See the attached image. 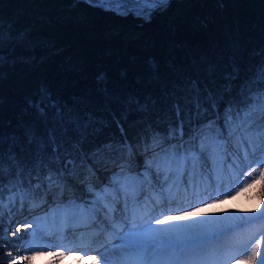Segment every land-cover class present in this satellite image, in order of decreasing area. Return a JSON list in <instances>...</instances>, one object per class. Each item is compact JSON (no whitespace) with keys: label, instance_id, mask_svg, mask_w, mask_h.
<instances>
[{"label":"snow or ice","instance_id":"6c2138e0","mask_svg":"<svg viewBox=\"0 0 264 264\" xmlns=\"http://www.w3.org/2000/svg\"><path fill=\"white\" fill-rule=\"evenodd\" d=\"M87 3L108 6L121 16L131 14L150 20L155 13L168 6L169 0H87ZM17 46L31 47L27 31L13 34L11 27L6 28L0 20V68L9 63V56ZM249 56L255 63L249 64L247 71L250 75L245 79H241L240 66L232 59L226 66L231 70L223 72L221 79L224 82L220 84L216 79L217 66L208 63L205 68L207 81L189 77L182 83L163 88L160 96L149 94L141 99L129 95L121 100L103 87L105 111L111 123L104 116L81 111L77 107L79 98L72 105L54 98L48 87L42 84L34 98L26 99V108L22 110L23 115L33 117L30 121L20 119L15 131H8L9 121H0V191L4 187L3 178L7 177L13 190V204L16 194H19L21 206L28 200L32 201V206L47 203V197L51 195L54 211L60 208L68 210L66 219H75L77 212L92 220L101 214L111 219L119 211L121 200L125 209L130 200L135 207L138 194L145 186L152 191L156 203L162 204L163 185L167 184L170 201L173 189L178 191L185 177L191 183L205 176L210 163L211 171L218 178L226 172L230 174V179L235 180V187L240 189L237 195L250 194L249 199L264 202V167H260L264 165V45L254 48ZM20 59L30 61L29 57ZM4 75L6 73L0 72V76ZM98 80L104 83L106 76L101 74ZM108 103L122 105L119 116L107 107ZM158 104L165 106L162 111L157 109ZM133 112L142 115L130 126L142 124L143 128L133 140H129L124 125ZM154 112L159 113L155 120L151 119ZM112 124L119 131V137L110 134V139L86 152L84 145L92 142L89 138L94 139ZM138 155L144 156L141 171H136L140 168L136 161ZM245 166L250 169L246 177H252V180L249 182L245 178L241 187L238 177ZM100 168H115V171H111L105 181L98 174ZM70 179L80 184L88 195H78L80 189L70 184ZM230 191L229 188L224 193L226 198ZM216 202L223 201L217 197ZM185 215H181L180 219L183 220ZM164 219L167 220V216ZM132 220L135 223V215ZM249 221H264V212L247 218L246 222ZM219 223L197 221L186 228L175 227L186 224H177L160 229V232L149 228L139 231L130 229L128 232L136 233L137 238L121 241L128 252L127 264H148L146 257L150 249L157 243L164 244L166 239H178L184 245L199 243V240L184 238L211 231L212 226ZM34 224L30 222L22 227L33 228L30 243L38 244L39 224L35 227ZM122 227L113 222V228L122 231ZM20 230L18 227L13 236ZM262 244L264 238L244 243L242 258L236 264H257V261L264 264ZM29 250L33 253L31 256L19 259L34 261L43 251L39 248ZM100 257V261H95V257H90V260L95 264H108L105 253H100ZM12 264L17 262L14 260ZM175 264H180L179 256L175 258Z\"/></svg>","mask_w":264,"mask_h":264},{"label":"trees","instance_id":"16d2710c","mask_svg":"<svg viewBox=\"0 0 264 264\" xmlns=\"http://www.w3.org/2000/svg\"><path fill=\"white\" fill-rule=\"evenodd\" d=\"M0 20L13 34L27 31L31 41V47L17 46L9 63L0 68L6 73L0 76V121L10 122L8 131L17 130L20 119L33 118L22 110L42 84L54 98L69 105L79 98L81 111L104 116L111 123L103 87L121 100L129 95L141 99L149 94L160 96L163 88L189 77L207 81L208 63L217 66L220 84L223 72L231 70L226 66L232 59L245 79L250 75L249 64L255 63L249 53L264 45V0H169L150 20L121 16L87 0H0ZM101 74L106 76L104 83L98 80ZM107 107L117 116L123 110L119 103ZM164 107L157 105L160 111ZM158 114L154 112L151 119ZM141 115L128 116L124 126L129 140L143 128L142 124L130 126ZM110 134L119 137L114 124L94 139L90 137L85 151L106 142ZM2 182L0 198L5 203L13 190L7 177ZM18 196L11 209L20 202ZM0 213V264H10L3 209Z\"/></svg>","mask_w":264,"mask_h":264},{"label":"bare ground","instance_id":"6f19581e","mask_svg":"<svg viewBox=\"0 0 264 264\" xmlns=\"http://www.w3.org/2000/svg\"><path fill=\"white\" fill-rule=\"evenodd\" d=\"M208 168L209 171L205 173V176L198 177L191 183L185 177L184 182L179 185L178 191L173 189V198L170 201L167 194L168 185L164 184L165 192L162 204L156 203L152 191L145 186L144 190L138 194L135 207L130 200L128 208L125 209L124 201L121 200L118 205L119 211L114 213L111 219L105 218L101 214L92 220L79 212L75 214V219H66L65 214L61 219L48 218L44 209L52 202V197L47 203L41 205L38 203L32 208L30 207L33 213L43 212V217L36 222L39 224L37 235L39 243L32 244L34 248L43 249L37 256L39 263L95 264L90 260V257H95V261H100L99 251L102 248L98 247L105 241H109L107 243L114 242L111 249L106 250L107 253L105 252L106 257L114 255L109 259L110 264H127L128 252L122 247L121 241L137 238L136 233L128 232L130 229L139 231L149 228L153 232H160V229L172 228L177 224H186L175 226L186 228L187 225L197 221H220L219 224L212 226L213 230L211 231L196 233L184 238L196 239L201 242L184 245L178 239H166L164 244L157 243L152 247L146 259L148 264H175L177 256L180 258V264H236L237 260L242 258L240 252L243 250L244 243L254 241L256 237L257 239L263 238V230L260 232L257 229L258 221L246 222L247 218L259 215L261 210L254 203L242 204L238 199L220 200L226 190L222 188L215 190L212 186L219 183L225 185L226 182L229 180L231 182L233 179H230V175L227 173H225L227 177L224 175L218 178L211 171L210 163ZM100 177L102 179V175ZM231 191V194L235 193L234 190ZM145 197H149V199L146 200ZM188 197L194 200H188ZM217 197L219 201L223 202L214 203ZM248 209L252 211H246ZM26 211L27 209L21 210L19 216H29ZM133 215H135V223L132 220ZM181 215H185L183 220L180 219ZM165 216H167V220L164 219ZM231 217H241L242 219H225ZM114 221L123 226L122 231L119 228H113ZM108 229L116 231L115 238H111L114 234H110ZM124 232L125 235H122ZM65 246L73 248V253L81 251L80 256H66V254L60 253L58 249H66ZM175 247L179 248L178 251H173ZM63 252L67 253L66 250ZM262 252H264V244H262Z\"/></svg>","mask_w":264,"mask_h":264},{"label":"rangeland","instance_id":"374dc122","mask_svg":"<svg viewBox=\"0 0 264 264\" xmlns=\"http://www.w3.org/2000/svg\"><path fill=\"white\" fill-rule=\"evenodd\" d=\"M101 7L109 8L108 6H101ZM136 160L138 161L137 163L140 166V168H138L137 171L142 170L143 164H144V156L143 155H138L136 157ZM253 166H255V165H253ZM260 167H261V165H260ZM248 170H250V169L247 166H245L244 171L241 172L239 177H238L241 187L243 186V182H244L245 178L249 182H251V180H252V177H246V172ZM111 171H115V168H107V169L106 168H100L98 170V173L100 175H102V179L106 181V178L110 174ZM227 174L225 175V177H227ZM229 181L226 182L225 185L223 183H221L222 185H224L222 187L223 190L227 191L230 188L231 190L235 191V193H233V194L230 193L228 195L227 199H230V200H234V199L237 200L238 199L239 201H241L242 204L254 203L255 206L257 205L260 208L261 212H264V205H263V203L261 201H259L258 199H249V197H246L244 193H241V194L237 195V193L240 192V189L235 187V180L233 179L231 182H229ZM69 182H70V184H73L74 187H77V188L80 189V193H78V195L79 194H83L84 196L88 195L87 193L83 192V187L80 184H78L75 180L70 179ZM217 186L218 185L216 184V185H214L212 187H217ZM230 192H232V191H230ZM68 195H70V193ZM51 197L52 196L49 195L47 197V201H50ZM225 199H226V197L223 194L220 197V200H225ZM19 201H20V199H19ZM28 202L29 201H25L23 203V206H21V203L19 202L20 204L17 203L16 204L17 206L15 205L16 208L11 209V207L13 206L12 205V194L9 193V194H7L6 202L2 203V209H3L4 213H5L4 222H3V226H4L3 237H5V239L7 241V247L10 248V249H7V251H6L8 253V255L11 257L10 264H12V262L14 260L17 262V264H40L37 258L34 261H29V262H25V261H22V260L19 259L21 256H31L33 253H32L31 250H29V248H34L33 245L30 243L31 240H32V237H31L30 233H32L33 228H24V227H22V225H25V224L30 223V222H35V224H36L37 220L39 221V219H41L43 217V215H42L43 212L42 211H38L36 213H33L32 212L33 210H31L32 207L30 208V204H32V201H31V203H28ZM41 204L42 203H39V205H41ZM54 207L55 206L53 205L52 202H50L47 205V207H45V209H44L45 210V214H46V216L48 218L55 217V218H58V219L60 218L61 219V218H63V216L66 213V211H68V210H66L64 208H60L59 210L54 211ZM24 209H27L26 213H28L29 216H26V215L23 216V217L19 216L20 211L24 210ZM9 210H10V212H9ZM12 210H13V212H11ZM35 224H34V227H35ZM257 226H258L257 229L260 232L262 230H263L262 232H264V221H258ZM18 227L21 229L20 232L17 233L15 236H13L12 233L16 232V229ZM115 236L116 235L114 234L111 238L113 239V238H115ZM263 238H264V235H263ZM256 239H257V237H256ZM58 250H59L60 253H62L64 255L66 254V256H71V255L75 256V255H77V253L71 252V253L68 254V252L64 253L63 250H61V249H58ZM243 251L244 250H241L240 257H242ZM113 256L114 255L112 254V255H110L108 257H113Z\"/></svg>","mask_w":264,"mask_h":264}]
</instances>
